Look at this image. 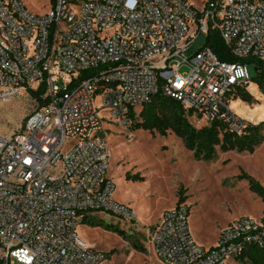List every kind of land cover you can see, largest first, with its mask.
<instances>
[{
    "label": "built area",
    "instance_id": "2783aa9c",
    "mask_svg": "<svg viewBox=\"0 0 264 264\" xmlns=\"http://www.w3.org/2000/svg\"><path fill=\"white\" fill-rule=\"evenodd\" d=\"M210 33L236 63L206 46L185 55ZM244 61L264 62V0H52L43 16L0 0V102L41 86L47 101L0 136V263L105 264L78 228L100 214L136 216L114 199L102 115L127 128L131 110L162 96L241 134L257 126L228 99L237 88L256 95ZM189 218L185 204L162 214L151 240L161 264H227L264 247V219H239L204 248Z\"/></svg>",
    "mask_w": 264,
    "mask_h": 264
},
{
    "label": "rangeland",
    "instance_id": "374dc122",
    "mask_svg": "<svg viewBox=\"0 0 264 264\" xmlns=\"http://www.w3.org/2000/svg\"><path fill=\"white\" fill-rule=\"evenodd\" d=\"M22 1L29 12L38 16L47 14L52 6V0ZM201 1L187 0L197 8ZM206 41L207 36L201 35L185 55H194ZM246 70L250 79L256 76L253 64H247ZM254 98L258 102L255 105L232 101L231 108L239 116L249 115L258 125L264 123V98L258 91ZM32 110L30 95L0 102V136L18 132ZM135 112L138 116L140 109ZM102 116L108 122L105 123L110 151L108 177L115 186L114 199L128 206L136 216V221L129 223L100 214L92 221L101 226L82 224L78 228L84 242L105 254V264H161L151 246L152 236L161 213L176 206L181 197L189 208L192 236L201 246L213 247L219 236L239 219L264 218L262 200L241 177L247 174L264 187V144L253 154L218 151L216 158L207 162L196 160L194 153L170 131L166 137L132 132L129 126L123 128L116 121L110 123L108 115ZM191 122L196 127L203 126ZM105 226H114L122 234L106 231ZM133 243L141 245L144 252L136 251ZM227 264L250 263L229 260Z\"/></svg>",
    "mask_w": 264,
    "mask_h": 264
},
{
    "label": "trees",
    "instance_id": "16d2710c",
    "mask_svg": "<svg viewBox=\"0 0 264 264\" xmlns=\"http://www.w3.org/2000/svg\"><path fill=\"white\" fill-rule=\"evenodd\" d=\"M205 46L211 49L220 61L237 62L216 33H210L207 36ZM242 63L254 65L256 76L252 79V83L259 95L264 98V62L244 61ZM44 95V86H41L37 92H31L32 112L47 104L46 99H43ZM254 97L244 88H237L228 96V99L231 102L240 101L251 106L258 103ZM138 109H140L138 116L135 112L137 109L131 110L128 116L132 132L144 131L166 137L170 131L182 141L186 149L194 153L196 160L212 161L216 158L218 151L253 154L264 144V123L253 126L241 134L229 132L224 126L217 123L196 127L191 120L198 123L199 118L195 117L193 112L185 110L178 102L162 96H156L151 102ZM241 177L249 183L250 190L264 204V187L247 174H242ZM183 202L184 198L181 197L177 205L183 204ZM83 224L96 225L92 219L86 220ZM96 226L101 225L97 224ZM104 229L122 234L114 226H105ZM133 248L138 252H144V248L137 243H133ZM236 260L242 263L248 261L250 264H264V247H250Z\"/></svg>",
    "mask_w": 264,
    "mask_h": 264
},
{
    "label": "crops",
    "instance_id": "0c3cea01",
    "mask_svg": "<svg viewBox=\"0 0 264 264\" xmlns=\"http://www.w3.org/2000/svg\"><path fill=\"white\" fill-rule=\"evenodd\" d=\"M258 94H259V93H258ZM242 104H244V103H242ZM240 116H241V115H240ZM241 117L244 118V119H247V120L253 121L249 115H247V116H241ZM163 212H164V211H163ZM163 212L161 213V215H160V217H159V219H158L157 224L159 223L160 218H161ZM214 245H215V244H214ZM202 246H203V245H202ZM203 247H205V246H203ZM211 247H212V246H211ZM205 248H209V246H207V247H205Z\"/></svg>",
    "mask_w": 264,
    "mask_h": 264
},
{
    "label": "bare ground",
    "instance_id": "6f19581e",
    "mask_svg": "<svg viewBox=\"0 0 264 264\" xmlns=\"http://www.w3.org/2000/svg\"><path fill=\"white\" fill-rule=\"evenodd\" d=\"M253 88H255V87H253Z\"/></svg>",
    "mask_w": 264,
    "mask_h": 264
}]
</instances>
